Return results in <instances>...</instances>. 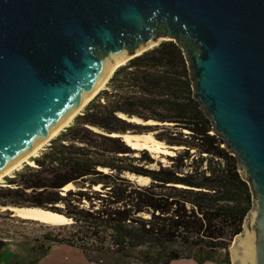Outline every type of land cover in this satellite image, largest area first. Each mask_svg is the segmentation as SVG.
I'll use <instances>...</instances> for the list:
<instances>
[{
  "label": "trees",
  "instance_id": "obj_1",
  "mask_svg": "<svg viewBox=\"0 0 264 264\" xmlns=\"http://www.w3.org/2000/svg\"><path fill=\"white\" fill-rule=\"evenodd\" d=\"M149 133L171 151L166 163L122 136ZM32 161L5 178L0 204L59 212L70 222L58 226L70 229L47 234L49 243L32 247L29 264L49 253L50 242L77 246L99 264H231L234 237L253 205L238 158L213 133L174 40L121 65ZM69 183L74 187L63 191ZM110 253L122 261L109 262Z\"/></svg>",
  "mask_w": 264,
  "mask_h": 264
},
{
  "label": "water",
  "instance_id": "obj_2",
  "mask_svg": "<svg viewBox=\"0 0 264 264\" xmlns=\"http://www.w3.org/2000/svg\"><path fill=\"white\" fill-rule=\"evenodd\" d=\"M162 40L252 191L232 264H264V0H0V175Z\"/></svg>",
  "mask_w": 264,
  "mask_h": 264
},
{
  "label": "rangeland",
  "instance_id": "obj_3",
  "mask_svg": "<svg viewBox=\"0 0 264 264\" xmlns=\"http://www.w3.org/2000/svg\"><path fill=\"white\" fill-rule=\"evenodd\" d=\"M73 121V120H72ZM167 147V146H166ZM44 148V147H43ZM41 148L34 155L40 153L43 149ZM153 154V157L156 160H161L163 162H167L164 157V153L150 151ZM139 153H136V156ZM32 156L30 159L34 157ZM28 162H23L17 169L13 170L9 175L5 176L3 180L0 181V185H4L5 178L8 176H12L14 172L20 169L24 164ZM29 164V163H28ZM153 166H156L154 164ZM136 176V175H135ZM136 180L138 183L147 184L150 182V178L147 180L139 181L137 178L131 177ZM4 207L0 204V264H29V260L33 258V254H31V249L33 246L47 242L46 240L47 234L56 235L59 231H67L70 229L60 227L54 224H48L43 222H34L30 220L21 219L19 217H14L13 213H10L9 216L7 212H12L9 209H4ZM51 247L49 253L37 264H99L92 263L89 261L81 248L77 246H71L66 243L61 242H50ZM109 262L122 261L118 257V255H114L110 253ZM107 262V259L105 260ZM127 264H143L135 259L132 261H126ZM171 264H199L192 258H180L175 259L171 262ZM204 264H220L213 261H208ZM232 264V260H231Z\"/></svg>",
  "mask_w": 264,
  "mask_h": 264
},
{
  "label": "bare ground",
  "instance_id": "obj_4",
  "mask_svg": "<svg viewBox=\"0 0 264 264\" xmlns=\"http://www.w3.org/2000/svg\"><path fill=\"white\" fill-rule=\"evenodd\" d=\"M100 87H98L93 94H95L99 90ZM87 101H88V99L84 101L82 106ZM78 110L79 109H77L75 111V113L78 112ZM74 114L58 130H56L50 137L56 135L57 132L64 125L69 124L70 121L72 120ZM132 120L137 121V122H141V120H139L137 118H133ZM148 123H156V122L150 120V121H148ZM124 138H125V141L128 144H130L131 147L136 148V149L145 148V149H148L150 151L161 152L164 154L171 153V151L166 147L164 142L155 139L154 136L150 133L149 134H125ZM47 140H48V138L42 144H40L36 149H34L30 154H28L26 157L21 159L19 162H17L15 165H13L11 168H9L7 171L2 173L0 175V181L3 180V178L5 176L9 175L13 170L17 169L23 162H28L30 164H33V161L30 158L32 156H34L38 152V150H40L42 148L43 144H46ZM130 176L134 177L135 179L137 178L139 181L148 179V177L142 176V175L135 176L134 174H130ZM73 187H74V185L72 183H69L64 187L63 191L68 190V189L73 188ZM95 188L98 189L99 187L96 186ZM6 208L7 207H4V209H6ZM10 208L13 212V216H16V217H19V218H22L25 220H36L39 222L54 224V225H59V224L70 222V219L67 216H65L64 214H61L59 212H53L51 210L44 209V208L27 207V206L10 207Z\"/></svg>",
  "mask_w": 264,
  "mask_h": 264
},
{
  "label": "crops",
  "instance_id": "obj_5",
  "mask_svg": "<svg viewBox=\"0 0 264 264\" xmlns=\"http://www.w3.org/2000/svg\"><path fill=\"white\" fill-rule=\"evenodd\" d=\"M43 259V258H42ZM93 263V262H92Z\"/></svg>",
  "mask_w": 264,
  "mask_h": 264
}]
</instances>
